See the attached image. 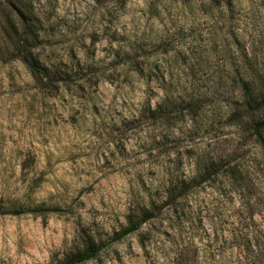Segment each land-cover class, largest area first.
<instances>
[{"label": "rangeland", "instance_id": "374dc122", "mask_svg": "<svg viewBox=\"0 0 264 264\" xmlns=\"http://www.w3.org/2000/svg\"><path fill=\"white\" fill-rule=\"evenodd\" d=\"M23 30L42 62L87 60L93 73L39 89L14 52ZM133 43L180 96L206 94L200 111L141 110L163 91L114 56ZM245 56L264 70V0H0V264H58L98 245L76 264H231L233 235L264 247V149L225 101L230 61ZM201 149L239 164L240 186L216 178L202 219L164 208L115 239L130 207L188 174Z\"/></svg>", "mask_w": 264, "mask_h": 264}, {"label": "trees", "instance_id": "16d2710c", "mask_svg": "<svg viewBox=\"0 0 264 264\" xmlns=\"http://www.w3.org/2000/svg\"><path fill=\"white\" fill-rule=\"evenodd\" d=\"M25 35L23 30L22 41L17 42L14 52L38 82L39 89L51 91L57 87L58 81L69 82L75 79L80 70H85L89 74L93 73L91 63L87 60H83V64L78 63L77 68L65 64L42 62L38 56L31 52L24 41ZM144 52V46L136 43L127 48H117L114 52V56L122 60L123 66L121 67H127L128 71L137 74L146 84L152 87L156 86L163 91V95L155 102L153 108H150V101L146 95L142 101L141 110L143 112L148 110L149 117L154 120L175 119L180 113L182 103H186L187 107L195 112L200 111L206 94H191L187 98L180 96L176 92L174 78L172 76L165 77L164 73L160 71L158 61L149 63L144 57ZM241 65L244 66L245 71L238 73ZM249 65L246 56L243 58L242 64L236 60L230 61L229 69L234 73L224 79L230 89L228 96H225V101L229 107V119L234 121L238 128L248 129L254 137V141L264 149V70H255ZM84 77L86 76H79L76 79ZM242 174L237 163L232 165L228 163L226 166L222 156L213 160L206 149L195 151L191 171L180 176L171 174L165 181L161 179L162 183L154 186L153 189L150 188L154 190L152 197L147 203L138 201L130 207L127 225L116 233L115 239H121L134 232L148 220L160 215L164 208L166 211L172 210L174 215L178 214V217L188 219L198 213V216L201 215L198 219H202V211L206 210L208 201L211 202L209 189L211 183L216 178L220 179L225 175H231L240 186ZM13 211L20 213L24 211V208ZM231 240L235 246H242L231 260V264H264V247H260V240L256 239L251 243L249 237L243 234H235ZM100 248V245L90 246L58 264L83 262L94 257Z\"/></svg>", "mask_w": 264, "mask_h": 264}]
</instances>
